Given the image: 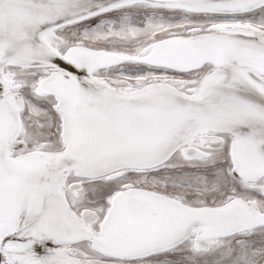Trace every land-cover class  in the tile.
Returning a JSON list of instances; mask_svg holds the SVG:
<instances>
[{
  "label": "snow or ice",
  "instance_id": "1",
  "mask_svg": "<svg viewBox=\"0 0 264 264\" xmlns=\"http://www.w3.org/2000/svg\"><path fill=\"white\" fill-rule=\"evenodd\" d=\"M0 264H264V0H0Z\"/></svg>",
  "mask_w": 264,
  "mask_h": 264
}]
</instances>
